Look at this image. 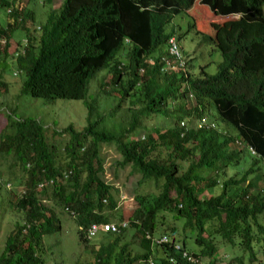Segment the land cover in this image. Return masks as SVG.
<instances>
[{
    "label": "trees",
    "instance_id": "obj_1",
    "mask_svg": "<svg viewBox=\"0 0 264 264\" xmlns=\"http://www.w3.org/2000/svg\"><path fill=\"white\" fill-rule=\"evenodd\" d=\"M34 1L0 0V40H4L0 64L13 57L12 50L18 52L14 60L8 59L25 73L22 95L48 101L83 100L89 112L82 130L73 124L63 129L68 139L62 147L65 158L59 161L56 144L46 135L50 126L36 119H16L13 110L5 115L0 133V185L6 192L13 191V183L24 190L20 197L11 194L13 210L23 218L11 214L14 230L2 246L0 264H44V251L49 250L45 238L62 232L57 208L74 219L79 245L93 256L91 262L75 264H139L155 256L160 247L162 255L155 257L156 264H172L170 258L175 264H193L160 242L167 237L160 232L166 215L176 221L186 218L181 232L168 228L182 235L186 249L185 233L194 232L199 251H188L196 257L212 264L227 259L220 258V241L232 251L239 245L253 264L256 244L264 245V224L259 219L264 215V187L256 186L264 178V0H64L58 9L52 7V0H43L46 20L41 24L37 21L41 10L30 7ZM196 1L216 16H240L220 26L210 24L213 31L207 35L196 31L219 50V70L207 74L201 68L194 74L189 60L180 72H162V59L169 56L168 42L176 36L168 27ZM16 32L21 39L14 48ZM125 47L123 63L117 54ZM104 70L111 74L110 85L118 92L111 111L119 113L128 101V110L134 112L132 124H124L120 117L119 129L103 126L108 113L99 110L97 98L88 99L90 81ZM8 92V84L0 81V94ZM190 95L193 104L186 108ZM170 103L176 107L171 109ZM8 104L0 106L11 109ZM211 109L234 131L216 122L215 129L181 125L185 117L198 118ZM153 113L174 115L175 123L164 130L144 125L140 115ZM138 128L146 129L141 138L136 137ZM104 144L116 146L119 165L135 173L137 187L149 182L161 187L159 194L138 192L135 196L138 207L128 220V229L139 239L142 251L138 253L131 249V241H124L127 229L86 237L91 224L111 222L105 210H117L115 189L102 178ZM164 147L171 150L167 159L160 156ZM246 152L253 159L251 164L241 177L229 176V168L239 166ZM8 158L14 166L6 164ZM11 167L21 173L18 180L10 178L14 168L5 174ZM58 178L63 181L47 184ZM218 187L220 191L213 193ZM97 238L98 249L91 244ZM234 261L244 264L240 257Z\"/></svg>",
    "mask_w": 264,
    "mask_h": 264
},
{
    "label": "rangeland",
    "instance_id": "obj_2",
    "mask_svg": "<svg viewBox=\"0 0 264 264\" xmlns=\"http://www.w3.org/2000/svg\"><path fill=\"white\" fill-rule=\"evenodd\" d=\"M24 3H27L28 0H23ZM33 2V1H32ZM36 4H31L30 7H34L37 10H43L46 14V8L42 5L43 0L34 1ZM64 0H52V7L58 9L62 6ZM43 10L38 13V23L41 24L45 22L46 16L43 14ZM264 13V7H263ZM239 15H233L228 17H221L214 15L206 6L200 5L199 1H196L193 8L186 13L180 14L173 19V23L168 27V31L175 30L176 38L180 35L184 37L180 40V49L184 54L186 60L191 59L192 64V73L197 74L204 68V71L207 74H216L219 70L218 65L222 62V57L214 44L203 40L201 35H198L196 31H201L202 33L212 32L210 24L214 23L220 26L221 24H226L230 21L239 19ZM19 31V30H17ZM20 32V31H19ZM18 32L15 33V36ZM13 46L16 48L18 42L21 39L20 36L14 37ZM128 50V47L121 49L118 52V57L125 62V52ZM9 51V50H8ZM11 51V50H10ZM13 57H7V63L0 64V81L6 82L8 84L9 92L8 95L0 94V104L2 102H9L8 109L5 106H0V133L1 128L6 123L5 115L8 114V111L13 110V117L16 119L31 118L36 119L42 122L46 128L47 138L51 143L56 144L57 151V161L65 158V153L62 152V147L68 139V134L63 132V129L69 124H73L76 130H82L83 127L87 124V114L89 112L88 106L83 100H74V99H64L57 98L53 101H48L44 98L33 99L29 96H24L21 94V86L25 80V73L19 72L17 66L14 62H10V58L14 60V52L11 51ZM122 55V56H121ZM2 57V56H1ZM9 58V59H8ZM111 74L104 70L98 73V75L92 79L88 86V99L92 98L98 99L99 110L102 113H108L106 123L103 126L107 128L119 129V121L124 124L131 123L133 121L134 112L128 110V107H131L130 102L125 101L118 112H112V105H115L118 102V92L113 89V86L110 85ZM2 91V90H1ZM10 97V98H6ZM193 104V100L187 98L185 100L186 108H189ZM176 107L174 103H170V108L173 109ZM208 116L211 120L215 121L219 127L228 126L220 120L215 110L211 109V112L204 114ZM144 117L142 114L140 118L143 120V124L152 127L157 126L161 129H166L172 126L175 123V116H163L160 114H150ZM196 117L189 116L185 117L184 120L193 121ZM53 128V129H52ZM233 131L234 129L230 126ZM62 133V134H61ZM145 128H138L137 138H141L145 135ZM102 154L105 159V175L102 176L103 179L107 181L115 190L113 191V196L117 202V210H105V214L110 216L111 222H119L120 217L123 220H130L134 211L138 207L137 202L135 201V196L138 192L143 194H159L161 187H157L156 183L149 182L142 186L137 187V177L133 171L130 172V168H123L119 165L121 156L116 149L115 145H102ZM171 150L164 147L162 153L160 154L161 158H169ZM2 158H0L1 160ZM252 157L249 152L245 153V156L239 166H231L228 170L229 176H238L241 177V173L245 166L250 165L252 162ZM7 165H13L10 158L5 160ZM0 168L3 169V166L0 165ZM14 167H11L9 170H5V174L10 172ZM262 173L264 174V166L261 165ZM14 173H11L10 178L13 177L18 180L21 176V173L18 171V168H14ZM258 176L261 173H256ZM5 176V175H4ZM7 179V176H5ZM161 184V183H160ZM13 191H8L0 185V200L2 202V210L0 211V253L3 251L2 246L4 247L5 241L9 234L14 230V222L10 221V216H18L22 220V214L14 212V196L17 195L20 197L22 194L23 186L13 183ZM257 188L261 189L264 187V178H261L260 181L256 184ZM220 191L218 187L213 193ZM210 195L209 193H207ZM3 209L8 212H3ZM57 214L59 215L62 221V232L54 234L52 236L46 237L44 241L45 249L49 247L48 252L44 251V264H75L76 261L79 263L91 262L93 256L86 254L83 251V246L79 245V239L77 237V225L75 224L74 219L69 217L64 213L60 208L56 209ZM167 216V223L165 227H161L160 232L162 236H176V239L180 242L183 241L181 234H172L168 227H177L176 229L181 232L183 230V224L186 223V218H179L180 221H176L174 217L170 215ZM260 222L264 224V215L261 216ZM178 232V231H177ZM171 233V235H170ZM126 237L124 241H131L133 244H130L131 249L134 253H138L141 250L140 245L138 244L139 239L134 238L133 231L127 229ZM185 235H187V249L189 251L198 252L199 247L195 243L194 232L188 230ZM159 236V234H158ZM174 236V237H175ZM100 237V236H99ZM98 237V238H99ZM91 241V244L95 245L98 249L99 240ZM219 244L220 258L227 257V259L222 258L226 264H239L234 261L235 258H243L244 264H250L249 253L244 252L240 249L239 245L236 246L234 251L228 250V247L220 244V241H217ZM227 246H229L227 244ZM256 261L253 264H264V245L259 246L256 244ZM162 251L157 249L155 251V256H161ZM230 262V263H229Z\"/></svg>",
    "mask_w": 264,
    "mask_h": 264
},
{
    "label": "built area",
    "instance_id": "obj_3",
    "mask_svg": "<svg viewBox=\"0 0 264 264\" xmlns=\"http://www.w3.org/2000/svg\"><path fill=\"white\" fill-rule=\"evenodd\" d=\"M0 42L4 43V40H0ZM168 51H169V56L165 57L162 59V62L164 63V68L163 71H171V72H179L182 71V69L184 68V66L186 65L185 63V59L183 57V55L181 54L180 51V47L176 41V39L172 38L169 42L168 45ZM23 53V52H22ZM16 56L18 54V52H15ZM151 64H154V60H151ZM183 126L186 125L185 121H182L181 123ZM196 126L198 128H216V124L213 121L208 120L207 117L205 116H201L196 120ZM254 153V151H253ZM1 176V174H0ZM65 178H67V175H65ZM123 228H127L128 227V223L124 222L121 225ZM99 231H107V232H118L119 231V227L116 224H105V225H92L86 232V237L87 239H91L93 238ZM160 242L162 243H169L171 244V246H173V249L178 252L180 254V256L183 258V260H186L190 263H195V264H212L211 262H209L206 259L203 258H196V256H194L193 254L189 253L188 251H186L184 249V246L176 241H173L170 239L169 236L167 237H163ZM172 264H175V260L174 258L170 259ZM156 262L151 259L148 261L143 262V264H155ZM220 264V263H217Z\"/></svg>",
    "mask_w": 264,
    "mask_h": 264
},
{
    "label": "clouds",
    "instance_id": "obj_4",
    "mask_svg": "<svg viewBox=\"0 0 264 264\" xmlns=\"http://www.w3.org/2000/svg\"><path fill=\"white\" fill-rule=\"evenodd\" d=\"M201 5V4H200ZM207 7V6H206ZM208 8V7H207ZM172 38H174V39H176V41H177V43H178V45H179V47H180V43H179V41H178V39L176 38V36H174V37H171L170 38V40L172 39ZM170 40H169V42H170ZM169 42H168V45H169ZM180 51H181V49H180ZM181 54L183 55V57H184V59H185V63L187 64V62H189V60H190V62H191V59L190 58H188V60H186V58H185V56H184V54L181 52ZM16 55V54H15ZM151 60H154V64H155V62H156V60L155 59H151ZM184 69V68H183ZM182 69V70H183ZM162 72H165V71H163V69H162ZM180 72V71H179ZM191 96L192 95H190V98H191ZM202 116H205V117H207L208 118V120H210V121H213V120H211L208 116H206V115H202ZM201 117V116H200ZM199 118V117H198ZM198 118H196L192 123H189L187 120H184L185 122H186V125L185 126H187L186 127V129H188L189 128V125H190V127L192 126V127H197L196 126V120L198 119ZM214 123H215V121H213ZM182 123V122H181ZM189 124V125H188ZM216 124V123H215ZM182 125V124H181ZM183 126V125H182ZM184 126V127H185ZM198 128V127H197ZM202 128H205V127H202ZM216 128H217V124H216ZM207 129H215V128H207ZM68 177V176H67ZM64 179H66L65 178V176H64ZM59 181H63L62 179H60V178H58L57 180L55 179V180H51V181H49V182H47V184H55L56 182H59ZM65 182V181H64ZM44 186V184H40V188H42ZM67 211V209H65V212ZM124 222H127L128 223V221L127 220H123L122 222H108V223H93V224H91L90 226H89V228L92 226V225H98V226H100V225H105V224H110V223H112V224H116V225H118V227H119V231L118 232H120L122 229H124V230H126V229H128V227L127 228H123L121 225L124 223ZM88 228V229H89ZM87 229V230H88ZM118 232H110V233H118ZM101 233H108L107 231H99L93 238H95L98 234H101ZM170 237V236H169ZM170 239L171 240H173V241H176V242H179V243H181L183 246H184V244L182 243V242H180L179 240H177V239H174V238H172V237H170ZM167 245H169V246H171V244H169V243H167ZM173 247V246H172ZM184 249L186 250V251H188V249H186V247L184 246ZM175 251V250H174ZM189 252V251H188ZM178 253V252H177ZM190 253V252H189ZM191 254H193V253H191ZM180 255V254H179ZM194 255V254H193ZM195 256V255H194ZM196 258H203V257H196ZM151 259H153L155 262H156V260H155V258L154 257H151V258H148V259H145V260H142L139 264H143V262H145V261H148V260H151ZM171 259V258H170ZM203 259H206L207 260V258H203ZM157 263V262H156ZM155 263V264H156ZM217 263H220V264H226V262H224V260H219V261H217L216 262V264Z\"/></svg>",
    "mask_w": 264,
    "mask_h": 264
}]
</instances>
